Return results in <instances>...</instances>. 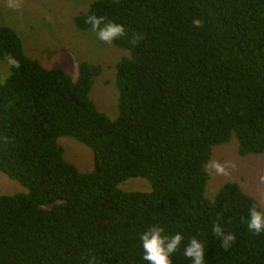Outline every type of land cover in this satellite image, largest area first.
<instances>
[{"label":"trees","instance_id":"obj_1","mask_svg":"<svg viewBox=\"0 0 264 264\" xmlns=\"http://www.w3.org/2000/svg\"><path fill=\"white\" fill-rule=\"evenodd\" d=\"M93 12L126 28L116 119L90 96L100 67L80 63L75 81L0 26V61L19 64L0 84V171L27 189L0 195V264H141L137 233L156 221L202 235L208 264H264V233L242 223L261 204L236 183L205 195L215 146L236 137L241 155L264 154V0H97L75 25L90 30ZM62 137L93 151L91 172ZM132 178L152 190H123Z\"/></svg>","mask_w":264,"mask_h":264},{"label":"rangeland","instance_id":"obj_2","mask_svg":"<svg viewBox=\"0 0 264 264\" xmlns=\"http://www.w3.org/2000/svg\"><path fill=\"white\" fill-rule=\"evenodd\" d=\"M97 0H0V26L9 27L22 39L28 57L38 60L47 69H60L75 81L80 63L87 62L101 69L91 91L98 109L116 119L119 115V92L116 87V64L128 53L113 45L98 41L91 30L83 31L75 25V17L86 13ZM9 5H16L15 8ZM10 75V67L0 61V84ZM59 145L64 157L83 173L94 169L93 151L73 138L62 137ZM225 167L218 174L215 165ZM206 197L214 200L227 183H236L264 207V154L241 155L236 137L217 145L209 161ZM125 191L149 192L151 184L143 178L125 181ZM27 189L0 171V195L25 193Z\"/></svg>","mask_w":264,"mask_h":264},{"label":"clouds","instance_id":"obj_3","mask_svg":"<svg viewBox=\"0 0 264 264\" xmlns=\"http://www.w3.org/2000/svg\"><path fill=\"white\" fill-rule=\"evenodd\" d=\"M9 7L15 8L16 5ZM85 24L95 33L98 41L109 46L126 34L123 23L95 12L86 15ZM6 59L9 65L19 66L15 57L8 56ZM215 168L218 174H227L224 166L217 164ZM242 223L250 233H264V207L258 204L250 206L247 216L242 218ZM210 231L225 248L235 240V234H225L216 221H213ZM137 239L140 244L141 264H175L174 256L178 252L186 264H208L206 239L200 234L188 235L183 228L175 230L172 225L166 226L163 222L156 221L144 226L137 233Z\"/></svg>","mask_w":264,"mask_h":264}]
</instances>
